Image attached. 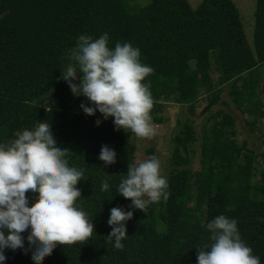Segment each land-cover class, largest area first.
Masks as SVG:
<instances>
[{
	"label": "trees",
	"instance_id": "obj_1",
	"mask_svg": "<svg viewBox=\"0 0 264 264\" xmlns=\"http://www.w3.org/2000/svg\"><path fill=\"white\" fill-rule=\"evenodd\" d=\"M253 16L251 44L233 0H200L195 7L188 0H0V142L13 139L18 130L33 129L39 121L51 123L58 146L70 149L69 166L84 170L76 203L95 225L87 242L59 245L43 264H197V248L209 242L210 235L202 225L221 214L237 221L242 240L264 264V162L254 181V151L236 141L234 119L222 108L202 131L198 168H188L198 86L216 92L210 104L226 86L238 108L249 105L255 110V90L264 80V0H256ZM103 34H108L112 49L125 42L138 47L141 62L154 69L144 81L151 84V115L161 110L154 91L157 77L165 82L164 98L172 88L178 101L190 108V116L178 119L172 138L169 198L150 204L146 213L130 208L131 200L117 192L134 164L135 134L117 131L114 118L105 120L98 110L92 116L80 112V104L91 107L90 101L75 96L62 79V72L74 63L69 55L78 38ZM211 63L221 80L213 79ZM49 92L55 106L44 104ZM103 145L117 153L115 164L105 166L99 159ZM105 180L107 192L101 191ZM194 189L197 197L206 196L204 208L196 213L188 206ZM26 195L32 206L38 193ZM115 207L134 213L126 224L122 250L107 242L110 210ZM28 234H22L25 247L5 249L7 259L0 264H35Z\"/></svg>",
	"mask_w": 264,
	"mask_h": 264
},
{
	"label": "clouds",
	"instance_id": "obj_2",
	"mask_svg": "<svg viewBox=\"0 0 264 264\" xmlns=\"http://www.w3.org/2000/svg\"><path fill=\"white\" fill-rule=\"evenodd\" d=\"M69 59L74 63L62 72V79L75 96L90 101L91 107L81 104L87 115H95L98 110L105 120L114 118L117 131L130 130L146 139L155 136L151 84L144 82L154 69L141 62L138 47L125 42L116 43L112 49L108 34L96 39L81 35ZM69 154L70 149L58 146L47 120L39 121L31 130H18L13 139L0 142V262L7 259L5 249L25 247L22 234L26 231L35 264H43L59 245L84 243L92 237L95 225L76 203L82 196L77 185L85 180L84 170L69 166ZM116 157L115 150L102 146L99 159L105 166L115 164ZM167 189L161 162L151 156L129 165L117 192L131 200L130 208L146 213L150 204L169 198ZM108 190L105 180L101 191ZM29 191L38 193L32 206L26 195ZM133 215V211L120 207L110 210L108 224L112 231L107 242L114 241L116 249H123L122 241L128 236L126 224ZM202 226L210 235L209 242L197 248V264H261L242 240L235 219L221 214Z\"/></svg>",
	"mask_w": 264,
	"mask_h": 264
},
{
	"label": "rangeland",
	"instance_id": "obj_3",
	"mask_svg": "<svg viewBox=\"0 0 264 264\" xmlns=\"http://www.w3.org/2000/svg\"><path fill=\"white\" fill-rule=\"evenodd\" d=\"M140 4H146L150 0H137ZM192 7L198 5L200 0H188ZM235 3L243 28L248 41L252 44L253 25H254V8L256 0H233ZM217 67L211 63L210 73L216 81L221 80L218 74ZM261 73L264 75V63L260 65ZM224 86V85H223ZM222 86V87H223ZM154 91L159 97L156 102L161 103V110L152 114V121L156 127V134L152 139L139 138L133 136L132 151L134 153V164L137 161L148 159L151 156H156L161 162V174L167 178L170 170L173 168L171 161V151L173 149L172 138L178 131V119H184L190 116V108L188 104H182L173 94L172 88L169 91L168 97L164 98L167 93L165 82L162 77H157L154 83ZM196 108L193 115H191L194 126V139L189 143V165L188 168L194 170L198 168L200 157V138L203 129L209 124L212 115L217 109L222 108L229 113L234 119L233 130L234 137L239 144L245 143L246 147L252 149L255 155V174L254 181L259 179V171L264 162V80L260 82L258 88L255 90L257 97V105L252 111L249 105H244L238 108L227 94V87L221 91L215 103L208 102L209 97H214L215 91L208 92L202 86L196 88ZM52 92L45 96L46 106H55ZM84 104V103H81ZM81 104L79 111H82ZM153 117L158 118V120ZM252 123V124H251ZM151 150V153L149 152ZM245 155L241 153L239 162L242 163ZM206 196L204 194L197 197L196 190L188 200V206L196 213L204 208ZM192 216V213H187Z\"/></svg>",
	"mask_w": 264,
	"mask_h": 264
}]
</instances>
